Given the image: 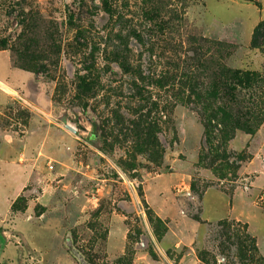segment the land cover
Instances as JSON below:
<instances>
[{
  "label": "rangeland",
  "instance_id": "374dc122",
  "mask_svg": "<svg viewBox=\"0 0 264 264\" xmlns=\"http://www.w3.org/2000/svg\"><path fill=\"white\" fill-rule=\"evenodd\" d=\"M202 36L232 45L215 60L247 75L238 108L264 109V0H0V264H264L245 223L201 215L211 186L232 195L257 183L264 206V139L238 130L227 162L201 161L219 131L207 144L198 110L177 101ZM138 69L143 85L176 82L136 89L159 105L157 161L116 137L110 112L134 119ZM116 216L127 242L112 255Z\"/></svg>",
  "mask_w": 264,
  "mask_h": 264
},
{
  "label": "trees",
  "instance_id": "16d2710c",
  "mask_svg": "<svg viewBox=\"0 0 264 264\" xmlns=\"http://www.w3.org/2000/svg\"><path fill=\"white\" fill-rule=\"evenodd\" d=\"M198 39H200V42L198 48L195 49L197 63L193 69L199 72L201 65L202 68L209 69L211 73L202 78L200 77V73L197 74V72L190 75L186 83H184L188 84V94H186V97L176 98L182 104H193L195 109L198 110L205 125V139L207 144L211 143V129L215 127L219 131L220 138L216 144V149L211 147L209 153H202L201 161L210 158L209 155H211L210 159L212 163L218 160L227 162L232 155L228 151V142L236 136L238 130H243L248 134L254 135L264 122V109L261 105L254 104L244 109L238 108L237 98L242 97L244 94V82L247 79V75L240 69L230 67L226 62L217 63L215 60V53H219L224 59L229 57L232 52V45L226 42L210 40L205 36L199 37ZM200 48L201 51H199ZM202 48H204L203 51ZM115 54L113 55L114 57L116 56ZM154 55V52H151L150 57ZM119 65L121 67L126 66L125 63H119ZM209 65L212 66L208 68ZM137 73L138 76L135 77L132 83L135 91L136 89L145 91V87L143 86H149L150 82L153 84L158 83L160 86L168 84L173 89L176 86V82L171 83V81H175L171 75H163L158 78L148 75L147 77L150 80L146 85H143L142 83L146 81V76L143 75L140 69L137 70ZM199 84H201V89H203L204 94L199 91ZM143 91H136V95L133 94V97L134 95H139L144 100L143 102L139 100L136 107L132 109V114L135 116L134 119L128 118L124 113L120 112L119 108L111 109L110 112L116 124L121 125L116 137L120 138V136H123L125 140L133 141V147L136 152H149L150 159L157 161L160 158V156H157V149H155L158 145L156 143L158 141L159 121L158 118L153 116V112L158 110L159 105L158 102H150L148 98L144 97ZM147 92H150L149 89ZM180 92V94H185V91ZM200 109H202V112ZM100 128L101 126L98 121H94L93 135L95 137L100 136ZM103 130L102 132L104 134L102 136H106L107 133ZM118 138H115L117 142ZM249 157L244 151L237 154L239 162ZM233 164L235 165V163ZM132 165L130 166L132 167Z\"/></svg>",
  "mask_w": 264,
  "mask_h": 264
},
{
  "label": "crops",
  "instance_id": "0c3cea01",
  "mask_svg": "<svg viewBox=\"0 0 264 264\" xmlns=\"http://www.w3.org/2000/svg\"><path fill=\"white\" fill-rule=\"evenodd\" d=\"M255 137H257V140L264 139V124L255 133ZM235 139L236 137L233 139V142ZM262 144H264V140ZM261 178L263 176H259V179ZM162 188L160 187V192L164 189ZM250 190V192H247L238 187L231 195L222 187H208L201 198V215L207 221H219L223 219L242 221L247 225L248 231L256 238L258 248L264 256V206L258 202L261 188L256 183ZM147 198L148 202H151L153 205L165 206L166 199L164 197L156 198V200H153L151 196H147ZM126 242L127 225L123 219L116 216L109 226L107 248L112 255H117L124 252Z\"/></svg>",
  "mask_w": 264,
  "mask_h": 264
},
{
  "label": "water",
  "instance_id": "95a60500",
  "mask_svg": "<svg viewBox=\"0 0 264 264\" xmlns=\"http://www.w3.org/2000/svg\"><path fill=\"white\" fill-rule=\"evenodd\" d=\"M67 127L70 128L71 130L76 131V129L72 125H70V124H67Z\"/></svg>",
  "mask_w": 264,
  "mask_h": 264
}]
</instances>
